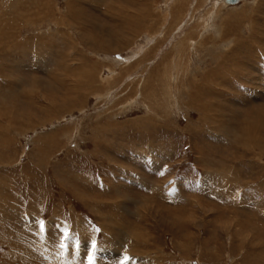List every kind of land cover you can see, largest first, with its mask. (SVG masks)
<instances>
[{"label": "rangeland", "instance_id": "1", "mask_svg": "<svg viewBox=\"0 0 264 264\" xmlns=\"http://www.w3.org/2000/svg\"><path fill=\"white\" fill-rule=\"evenodd\" d=\"M107 1L0 0V264H89L93 239L95 264L134 256L135 242L147 253L128 264H264V145L235 138L249 117L264 130V0L219 12L193 0L183 13L181 0H150L148 30L117 54L81 36L95 46L82 17L96 31L121 29L119 0ZM120 4L133 18L144 12ZM87 64L99 72L92 91L58 85ZM32 76L87 96L83 109L61 114L18 86ZM118 225L131 235L120 248L106 230ZM64 229L78 251L75 240L61 249Z\"/></svg>", "mask_w": 264, "mask_h": 264}, {"label": "bare ground", "instance_id": "2", "mask_svg": "<svg viewBox=\"0 0 264 264\" xmlns=\"http://www.w3.org/2000/svg\"><path fill=\"white\" fill-rule=\"evenodd\" d=\"M44 1H46V0H44ZM102 1V3H105V1H107V0H92V2H93V4H98V3H100ZM113 1L114 0H109V1H107V3H108V5L107 6H112V4H113ZM117 1V0H116ZM120 1H124V3L125 2H128V3H130V4H132L133 6L134 5H141L142 7H144V12H142L141 14H137L136 15V17H138V18H140V17H142V18H140L141 19V21L140 20H138L136 17H132L131 16V13H130V11L128 10V9H125V8H122V4H120ZM188 1H192V4L190 5V2H188ZM195 2H196V10L201 6V4H200V6H199V2L201 1V2H205V0H194ZM194 1L193 0H181L180 2L181 3H179L178 5H177V7H176V9L178 10V12L179 13H183V10H187L188 9V6L190 7V6H193L194 5ZM211 2L212 1H214V2H216V5L214 6V8H213V10H215V9H217L218 10V6H220L219 8L221 9V8H224L225 9V7L227 8V7H229V8H231L232 6H237V4H239V3H241V2H243V1H247V0H240V1H238L237 3H229V2H227L226 0H210ZM22 2V1H21ZM118 2V1H117ZM20 3V2H19ZM18 3V4H19ZM45 3V2H44ZM51 3V2H50ZM74 3V2H73ZM76 3V2H75ZM80 3V2H79ZM79 3H77V4H79ZM119 4L117 5V10H118V13L113 9V11L114 12H116L117 13V15L119 14L120 16H116L115 17V19L116 20H118V22H119V25H120V27H121V29H119L118 31H110L109 29H107L108 27L105 25V26H101V25H99V24H97L98 25V27H97V31H96V29H95V23L94 22H91L90 21V23H89V21L87 20V18L85 19V22H84V18L82 17V15H81V17H82V19H81V25H83V28H89V30L91 29V30H93V34H94V36L92 37V35H91V38H92V44H94L95 46L94 47H91L88 43H87V36H83L82 35V33H81V36L83 37V39L85 40V43L90 47V48H92L93 50H95V51H100V52H110V53H121V51H122V48L123 47H130L131 45H133L132 43L134 42V41H136L138 38H139V36L141 35V33L144 31H146V30H148L147 29V24L148 23H151L152 22V20H153V15H152V12L149 10V5H151V2H150V0L148 1V3H146V2H142L141 3V1L140 0H136L135 1V3H134V1L132 2L131 0H119V2H118ZM21 4V3H20ZM38 4V3H37ZM52 4V3H51ZM77 4H75V5H77ZM114 4H115V1H114ZM23 5V4H22ZM69 5V4H68ZM73 5V4H72ZM16 6V5H15ZM125 6V5H124ZM123 6V7H124ZM195 6V5H194ZM39 7V6H38ZM42 7V6H41ZM47 7V6H46ZM114 7V6H113ZM193 8V7H192ZM18 9V8H17ZM22 9V8H21ZM132 9V8H131ZM175 9V8H174ZM29 10V9H28ZM36 10V9H35ZM53 10V9H52ZM67 10L69 11V9L67 8ZM73 10V9H72ZM185 10V11H186ZM195 10V9H194ZM37 11V10H36ZM35 11V12H36ZM147 11V12H146ZM189 11V10H188ZM0 12H2V11H0ZM7 12V11H6ZM39 12V11H38ZM67 12V11H66ZM174 12V11H173ZM177 12V11H176ZM177 12V13H178ZM209 12H211V11H209ZM217 12H219V10L217 11ZM22 13V15H23V12H21ZM69 13V12H68ZM121 13V14H120ZM5 14V13H4ZM9 14H10V12H9ZM48 14V13H47ZM52 14V13H51ZM66 14V13H65ZM65 14H64V16H65ZM73 14V13H72ZM78 14V13H77ZM212 14V13H211ZM37 15H38V13H37ZM43 15V14H42ZM76 15V14H75ZM79 15V14H78ZM113 15V14H112ZM145 15V16H144ZM213 15H215V16H213L212 18H211V20H210V22L208 23V25L207 26H209L208 28L210 29L209 31H211V30H214L215 29V26L213 25V23L215 22V20H217L216 18H217V16H216V13L214 12V14ZM24 16V15H23ZM31 16V15H30ZM30 16H29V18H30ZM53 16V15H52ZM58 16V15H57ZM135 16V15H134ZM187 16V15H186ZM208 16H211L210 14L208 15ZM207 16V17H208ZM9 17V16H8ZM19 17H22V16H18L17 17V19L19 18ZM15 18V17H14ZM33 18V17H32ZM32 18H30V20H32ZM54 18V17H53ZM57 18H60V17H57ZM74 18H75V16H74ZM77 18V17H76ZM186 18V17H185ZM4 19V18H3ZM56 19V18H55ZM62 19V18H61ZM165 19V18H164ZM23 20V19H22ZM28 20V19H27ZM37 20H39V19H37ZM47 21H48V19H46ZM57 20V19H56ZM18 22V21H17ZM16 22V23H17ZM32 22H34V21H32ZM37 21H35V23H36ZM59 22V21H58ZM68 22V21H67ZM24 23V22H23ZM41 23V22H40ZM44 23V22H43ZM48 23V22H47ZM27 24V23H26ZM42 24V23H41ZM58 24V23H57ZM66 24V23H65ZM68 24V23H67ZM15 25V24H14ZM21 25V24H20ZM37 25V24H36ZM59 25V24H58ZM24 26V25H23ZM30 26V25H29ZM24 27H26V26H24ZM23 27V28H24ZM32 27H34L33 25H32ZM57 27V26H56ZM62 27V26H61ZM57 28H59V27H57ZM20 29H22V27L20 28ZM19 29V30H20ZM170 29H171V27H170ZM205 33L207 32V30L206 31H204ZM15 33V32H14ZM146 33V32H145ZM155 34V33H154ZM179 34V33H178ZM204 34V33H203ZM16 35H17V33H16ZM58 35V34H57ZM156 35V34H155ZM14 36V35H13ZM106 36L108 37V39H105L106 38ZM12 37V36H11ZM58 38V37H57ZM60 38V37H59ZM110 38V39H109ZM45 39V38H44ZM50 40V39H49ZM53 40V39H52ZM152 40V39H151ZM189 40V39H188ZM40 41V40H39ZM183 41V40H182ZM42 42V41H41ZM193 42V41H192ZM21 43V42H20ZM35 43V42H34ZM47 43V42H46ZM49 43V42H48ZM182 44H184L185 43V40H184V42H181ZM181 43H179V45H182ZM195 43V42H194ZM24 44V43H23ZM22 44V45H23ZM42 44H44V43H42ZM53 44V43H52ZM30 45V44H29ZM54 45V44H53ZM69 45V44H68ZM16 46V45H15ZM32 46V45H31ZM46 46V45H45ZM195 46V45H194ZM200 46V45H199ZM204 46V45H203ZM19 47H20V45H19ZM61 47V46H60ZM69 47H70V45H69ZM72 47V46H71ZM47 48V47H46ZM56 48V47H55ZM68 48V47H67ZM73 48V47H72ZM11 49H12V47H11ZM26 49V48H25ZM51 49H52V47H51ZM69 49V48H68ZM179 49V48H178ZM30 50V49H29ZM43 50V49H42ZM47 50H48V48H47ZM38 51V50H37ZM44 51H46V50H44ZM5 52V51H4ZM21 52V51H20ZM29 52V51H28ZM34 52H36V51H34ZM43 52V51H42ZM176 52H178V51H176ZM193 52V51H192ZM15 53V52H14ZM44 53V52H43ZM56 53H58V51H56ZM5 54V53H4ZM16 54V53H15ZM21 54V53H20ZM25 54V53H24ZM42 54V53H41ZM61 54V53H60ZM17 55H18V53H17ZM30 55V54H29ZM28 55V56H29ZM176 55H177V53H176ZM20 56V55H19ZM23 56V55H22ZM24 56H26V55H24ZM38 56V55H37ZM49 56V55H48ZM53 56V55H52ZM34 57H35V55H34ZM55 57V56H54ZM54 57H52V58H54ZM57 57V56H56ZM64 57V56H63ZM22 58V57H21ZM26 58V57H25ZM81 58V57H80ZM45 59V58H44ZM83 59V58H82ZM34 60V59H33ZM41 60V59H40ZM81 60V59H80ZM114 60V59H113ZM26 61V60H25ZM28 61V60H27ZM38 61V60H37ZM43 61V60H42ZM115 61V60H114ZM119 61V60H118ZM166 61H168V59L166 60ZM33 62V61H32ZM83 62H86V61H84L83 60ZM20 63H22V62H20ZM36 63V62H35ZM48 63V62H47ZM126 63V62H125ZM124 63V64H125ZM49 64V63H48ZM55 64V63H54ZM65 64V63H64ZM38 65V64H37ZM61 65V64H60ZM88 65H90V66H88ZM18 66V65H17ZM25 66V65H24ZM65 66H66V64H65ZM69 66V65H68ZM35 67V66H34ZM79 67V65L77 66V68ZM82 68H84V71H83V69L82 70H80V74H79V76H77L76 78V80L74 81V79H73V77H75L74 75H75V73L73 74V72H71V74L70 75H68V77H67V75L66 76H59L60 74H58V76H56V78H57V80H58V85H60V84H63V85H66V84H69V85H71V91H72V88L74 87V88H77V91H80V89H85L86 88V90L87 89H89L88 91H92L91 90V87H93L92 85L93 84H95V82H93L92 80H97L98 81V76H99V72H98V70H97V66L95 65V64H87V65H84V67H82ZM42 70V69H41ZM46 70V69H45ZM58 70V69H57ZM65 70V69H64ZM44 71V70H43ZM66 71V70H65ZM64 71V72H65ZM68 72V71H67ZM68 73H70V72H68ZM98 73V74H97ZM65 74V73H64ZM64 74H62V75H64ZM32 78H33V76H32ZM14 81V80H13ZM73 81V82H72ZM17 82V81H16ZM19 82V83H18ZM18 86H21V87H23L24 85H26V86H28V87H30V88H32V90L34 91H36V93H37V91L38 92H40L41 93V97H44L45 98V100L47 101V102H49L50 103V105H52L53 106V108H55V111H57V112H59V113H61V114H63V113H70V112H73L74 111V109H78L79 111L81 110V109H83V102H82V98H86L87 96H81V97H79V98H77V97H72L70 94L71 93H68L69 92V90H70V87L68 88V90L67 91H65V92H63V91H61V90H59V89H57L56 87H54L53 86V84H51V83H49V82H47L46 81V79H44V80H42L40 77H38V78H33V79H31V80H27V81H25V79L24 78H20L19 80H18ZM98 82H100V81H98ZM97 82V83H98ZM14 83V82H13ZM12 85V84H11ZM67 86V85H66ZM98 89L100 88L99 87V85H97L96 86ZM65 88V87H64ZM17 89V88H16ZM29 89V88H28ZM24 90V89H23ZM167 90V89H166ZM74 91V90H73ZM84 91V90H83ZM5 92V91H4ZM11 92V91H10ZM9 92V93H10ZM14 92V91H13ZM20 93V92H19ZM36 93H35V95H36ZM39 93V94H40ZM73 93V92H72ZM80 93H81V91H80ZM197 93V92H196ZM199 93V92H198ZM197 93V94H198ZM38 94V95H39ZM74 94V93H73ZM86 94V93H85ZM201 94V93H200ZM76 95H77V93H76ZM194 95V94H193ZM79 96V95H78ZM16 98V97H15ZM29 98V97H28ZM197 98V97H196ZM198 99V98H197ZM196 99V100H197ZM21 100V99H20ZM175 101V100H174ZM198 101V100H197ZM197 101H196V104H200V103H197ZM200 102V101H199ZM130 104V103H129ZM191 105V104H190ZM195 105V104H194ZM202 107L201 108H203V107H205V106H203V105H201ZM207 107H208V109L210 110V109H214V107H210L208 104H207ZM53 108H52V110H53ZM195 108V107H194ZM198 108V107H197ZM51 109V108H50ZM166 109V108H165ZM196 109V108H195ZM200 109V108H199ZM204 109V108H203ZM23 110H25V109H23ZM23 110H21L22 112H24ZM42 110V109H41ZM25 112H27L26 110H25ZM28 112H29V109H28ZM27 112V113H28ZM49 113V112H48ZM47 113V114H48ZM55 113V112H54ZM205 113H206V110H205ZM209 113H211V118H214L213 116H212V112H209ZM14 114V113H13ZM23 114V113H22ZM56 114V113H55ZM20 115V114H19ZM26 116H27V114H25ZM33 115V114H32ZM206 115V114H205ZM224 115V114H223ZM1 116V115H0ZM54 116V115H53ZM207 117H210V115H206ZM2 117V116H1ZM47 117V116H46ZM216 118H217V116H215ZM8 118L10 119V123L11 122H13V120H18V122L19 121H22V123H17V124H14V127L15 126H18L19 128H22V126H21V124H23L24 122V120H22L23 118H21L20 116H18V115H9L8 116ZM28 118V117H27ZM45 118V117H44ZM51 116L49 117V121L51 120ZM56 118H58V117H56ZM225 118L227 119V116L225 115ZM26 119V118H25ZM47 120H48V118H46ZM45 119V121H47ZM27 120H29L28 122H27V124H31V122H30V119H27ZM44 120V119H43ZM59 120V119H58ZM219 120V119H218ZM45 121H43V122H45ZM43 122H41V120H40V123H43ZM14 123V122H13ZM12 123V124H13ZM220 123V122H219ZM222 123V122H221ZM36 124V123H35ZM222 125V124H221ZM18 129V128H17ZM230 129V126H229V121L228 120H226V123L223 125V127H222V132L223 133H227V134H230L229 132H228V130ZM4 130V129H3ZM21 130V129H20ZM26 130V129H25ZM28 130V129H27ZM240 134L239 135H237L235 138H237L238 137V139L239 138H241L244 142H250V141H254V142H256L260 147H262L261 145H264V135H262V133L264 132V130L263 129H260V128H258V127H256V126H254L252 123H251V121H250V117L249 118H247L246 119V121L244 122V124L241 126V128H240ZM49 141V140H48ZM261 144V145H260ZM65 173V172H64ZM63 173V174H64ZM72 178V177H71ZM64 181H65V179H64ZM69 182V181H68ZM68 182H66V183H68ZM209 182H211V181H209ZM74 186V185H73ZM77 186V185H76ZM76 188V187H75ZM118 194V193H117ZM120 196V195H119ZM86 202V201H85ZM122 205V204H121ZM120 205V206H121ZM124 205V204H123ZM120 208H122V207H120ZM111 220H113V219H111ZM105 221L107 222V221H110V217H108V218H106L105 219ZM113 222H115V221H113ZM83 223V222H82ZM112 224V223H111ZM49 225V224H48ZM105 226V225H104ZM107 227V226H106ZM116 227V226H115ZM103 228H105V227H103ZM106 229V228H105ZM115 228H113V230L112 229H106V230H108V235H109V237H112V238H116L117 240H118V243H119V246H118V248H120V245L121 244H124V241H125V243L129 240V236H131V235H129L128 233H127V235H126V231H124V229H123V227L122 226H120V225H118L117 226V229L116 230H114ZM132 232H134V231H132ZM131 232V233H132ZM133 235V234H132ZM140 235V234H139ZM142 235V234H141ZM85 236V235H84ZM137 236H138V234H137ZM143 236V235H142ZM139 237V236H138ZM145 237L143 236V239H144ZM135 240V239H134ZM147 240V239H146ZM139 241V240H138ZM109 242H111V241H109ZM117 242V241H116ZM13 243V242H12ZM136 244H134L135 246H134V248H131L130 250H131V254L133 255V254H135L134 256H132V258H133V260L131 261V262H137L136 260L139 258H137V259H135L136 257H137V255L138 256H144V254L145 253H147L146 251H138V247H139V242H135ZM11 244V243H10ZM9 244V245H10ZM112 244V243H111ZM115 244V243H114ZM114 244H113V246H114ZM8 245V246H9ZM118 244H116V246H117ZM7 246V247H8ZM115 246V247H116ZM131 246V245H130ZM262 246V245H261ZM84 247V246H83ZM106 247V246H105ZM110 247V246H109ZM128 247V246H127ZM11 248H12V246H11ZM101 248V247H100ZM15 249V248H14ZM13 250V249H12ZM104 251V250H103ZM100 252V251H99ZM101 254H103L102 252H100ZM105 253V252H104ZM20 254V253H19ZM9 255V254H8ZM14 255V254H13ZM16 256H17V253H16ZM19 256V255H18ZM17 256V259L18 258H20L21 257V255H20V257H18ZM120 256V255H119ZM14 258H16L15 256H13ZM21 258H24V257H21ZM114 258H115V260L116 259H118V261H119V259H120V257H115L114 256ZM32 259H34V257L32 258ZM141 259V258H140ZM139 259V260H140ZM13 260H15V259H13ZM19 260V259H18ZM23 260V259H22ZM27 260H29V259H26V261ZM144 260H145V258H144ZM148 260V259H147ZM146 260V261H147ZM25 260H24V262H26ZM33 261V260H32ZM35 261V260H34ZM108 261V260H107ZM1 262V261H0ZM16 262V261H15ZM110 262V261H109ZM140 262H142V260L140 261ZM13 263V262H12ZM29 263V262H28ZM33 263V262H32ZM144 263V262H143ZM25 264V263H24ZM36 264H38V263H36ZM141 264V263H140Z\"/></svg>", "mask_w": 264, "mask_h": 264}, {"label": "snow or ice", "instance_id": "3", "mask_svg": "<svg viewBox=\"0 0 264 264\" xmlns=\"http://www.w3.org/2000/svg\"><path fill=\"white\" fill-rule=\"evenodd\" d=\"M161 175H163V173H161ZM37 223H38V226H39V230L41 232L45 231V228H46L45 221L41 220V221H38ZM95 231L99 232L100 230L97 228V229H95ZM62 236H63V239L60 242L61 249H66L68 247V244L65 243L64 241L75 240L76 241L75 247H76L77 251L79 250V247H80L79 239H78V237L75 234H71L70 235L69 234V230L68 229H64L63 233H62ZM91 249H92V251L88 255V262H89V264H95L96 252H97V245H96L95 239L92 240ZM131 260H132L131 256L124 255L122 257V259L119 261V264H128V262L131 261Z\"/></svg>", "mask_w": 264, "mask_h": 264}, {"label": "water", "instance_id": "4", "mask_svg": "<svg viewBox=\"0 0 264 264\" xmlns=\"http://www.w3.org/2000/svg\"><path fill=\"white\" fill-rule=\"evenodd\" d=\"M226 1L229 2V3H237L240 0H226Z\"/></svg>", "mask_w": 264, "mask_h": 264}]
</instances>
